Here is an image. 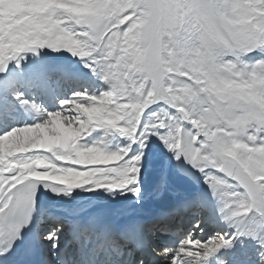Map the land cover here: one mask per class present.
<instances>
[{
	"label": "snow or ice",
	"instance_id": "obj_1",
	"mask_svg": "<svg viewBox=\"0 0 264 264\" xmlns=\"http://www.w3.org/2000/svg\"><path fill=\"white\" fill-rule=\"evenodd\" d=\"M0 264H264V0H0Z\"/></svg>",
	"mask_w": 264,
	"mask_h": 264
}]
</instances>
